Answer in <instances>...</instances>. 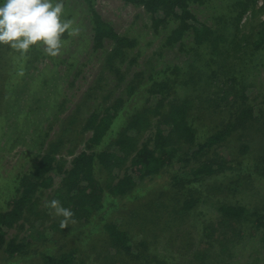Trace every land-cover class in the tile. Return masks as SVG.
<instances>
[{
    "label": "rangeland",
    "instance_id": "1",
    "mask_svg": "<svg viewBox=\"0 0 264 264\" xmlns=\"http://www.w3.org/2000/svg\"><path fill=\"white\" fill-rule=\"evenodd\" d=\"M213 2L214 0L191 2L192 12L200 22L208 25L216 22ZM63 3L66 18L73 21V28L78 30L77 34L72 36L65 34L63 39L66 43L58 57H50L43 48L34 47L36 53L33 54V66L20 76L29 83L31 93H35L38 87L36 90L38 94H31L33 100L26 94L11 114V108L8 113L0 107V192L6 191L11 180L14 181L13 179L29 171L32 158L43 153L47 145L61 141L60 152L57 155L60 167L50 173L52 181L48 186L39 184L34 195L35 206L43 210L39 216L32 217L30 223L19 222L7 236L18 241L23 240L25 243L30 241V250L37 257L32 258L27 264H44L43 257L63 253L72 256L69 257L72 261L70 264H102L103 257L108 253L105 252L101 242L103 234L89 233L81 243V233L88 232L79 227L82 223L79 225L71 223L62 228L63 218L56 216L49 206L50 198L64 177V171L70 168L74 158L86 149L85 144L92 136L91 132L83 131L86 119L94 112L102 115L106 107L118 100L123 105L121 113L117 115L119 119L113 124L106 140L98 144L99 147L96 146L95 149L100 150L99 152L110 150L113 137L117 135L113 132L125 126L133 112L144 109L145 106V109L151 108L157 99L177 100L190 93L188 88L182 86L177 93L160 92L156 96L147 91L145 86H138L137 81L144 79L145 83H153L160 79L172 80L177 83L176 85L181 86L183 81H188L192 66L196 65L199 68L204 60L203 56L197 58L191 51V34L185 36L182 45L163 46L162 43L171 29L178 26L174 18L169 20L167 27L161 26L159 32H155L151 24V15L142 7L125 0H63ZM263 5L264 1L259 0L256 10ZM93 11L119 35L129 37L136 42V45L126 49L122 56L114 57L112 63H107V53L112 48L111 41L106 40L100 50L93 47L94 32L90 20ZM256 12V16L249 12L242 17L243 34L252 35L259 30L257 27L264 21V11ZM199 48L198 52L202 53V47ZM13 57L23 58V55L14 54ZM178 65L183 67L182 71L177 70ZM256 66L257 71L253 73V77L247 79L246 86L252 103L263 104L264 57H257ZM193 72L197 76L201 75L199 71ZM132 80L136 89L130 94L128 85H132ZM197 94L198 91L191 93L193 98ZM230 96L232 97V94ZM36 100L39 102H35ZM194 114L199 117L197 128L200 137L207 132L210 135L221 128L216 125L222 123L223 118L219 115L204 114L198 104ZM156 117L158 115L154 116ZM159 119L160 116L153 120L156 123ZM151 131H155V128H150L143 136L138 135L136 139L138 148L149 140L153 134ZM251 134H254L257 143L252 141L253 146L247 153L243 154L239 151L243 141L248 138L245 135L236 134L217 147H220L219 151H222L225 163H231L235 169L220 174L216 182L209 181L211 179L199 180L191 187L187 184L185 188L181 186L174 188L173 177L182 175L197 165V161L182 149L176 161L161 171L159 178L151 181L152 183H146L153 188V192L148 193V198L136 195L133 189L126 196L112 198L102 213H98L96 217L98 225L102 227L108 222L122 224L121 221L125 220V228L132 236L134 235V239L138 241L146 239L151 244V248L157 250L160 260L166 259L172 262L178 258L183 253L182 244L185 242L199 246L200 253L207 251L209 255L211 251L210 255L213 258L216 254L215 249L220 247V242L229 248L231 255L223 254L224 263L264 264V228L259 226L264 223V180L256 178L242 187L239 186L237 179V175H241L245 166L250 167L252 162H255L254 158H264V131L257 130L256 133L251 132ZM93 149L87 152H92ZM126 168L127 164L121 168L117 167L116 172L112 174L116 173L115 175L121 178ZM103 174L105 173H100L102 176ZM118 178L114 180L115 183ZM229 186L232 188L229 189ZM143 192L145 190L140 189V193ZM11 193L14 195L13 190ZM191 198L198 199L199 204L188 217L180 221L181 216L177 214L178 211L175 212L176 214L171 212V216L178 221H175L172 230L168 228L166 233H161L162 225L153 227L148 221L155 210L149 206L150 204L161 202L164 203L162 205H170L169 207L173 208L172 203H183L186 200L190 201ZM224 204L243 206L254 216L245 222L235 221L232 223L233 227L227 225L223 229L219 226L221 215L218 208ZM54 224H56L55 228ZM208 229L217 230L213 239L207 237ZM161 235L163 237L160 238ZM220 261L218 259V262L213 263H221ZM2 262L3 259L0 260V264Z\"/></svg>",
    "mask_w": 264,
    "mask_h": 264
},
{
    "label": "trees",
    "instance_id": "2",
    "mask_svg": "<svg viewBox=\"0 0 264 264\" xmlns=\"http://www.w3.org/2000/svg\"><path fill=\"white\" fill-rule=\"evenodd\" d=\"M125 1L142 7L151 15V24L155 32H159L161 26L167 27L169 20L174 18L178 26L171 29L162 43L163 46L182 45L185 36L191 34L190 49L195 57L203 56L204 67L199 69L202 66L197 68L193 65L188 81H183L181 86L172 80L160 79L153 83H145L144 79L137 81L138 86H145L147 91L156 96L160 92L177 93L182 86L188 88L190 93L177 100L157 99L151 108L145 109V106L144 109L133 112L126 125L113 132L117 135L113 137L110 150L99 152L100 150L95 149L106 140L113 124L119 119L117 115L121 113L123 105L118 100L106 107L102 115L92 113L86 119L83 129L92 133L90 140L85 144L86 149L76 156L72 166L64 171V177L50 199L59 200L63 207L70 209L74 213L71 223L77 225L82 223L79 227L88 231L81 233V243L89 233L103 234L101 242L108 253L103 257L102 264H214L213 262H218V259L221 263L217 264H225L227 262H223V254L231 255L229 248L223 243L219 242L220 247L214 243L219 248L215 249L216 254L211 258V251L209 255L207 251L200 253L199 246L185 242L182 244L183 253L169 262L166 259L160 260L157 250L152 249L146 239L135 240L134 235L132 236L125 228V220L121 221L122 224L108 222L101 227L96 217L99 212L102 213L112 198L126 196L132 189L136 195L146 198L148 193L153 192L152 186L146 183H152L151 181L159 178L161 171L176 161L182 149L197 161V165L182 175H175L172 179L174 188L180 186L185 188L187 184L191 187L199 180L211 179L209 181L216 182L228 170L233 171L235 168L231 163H225L222 151L217 147L236 134L248 137L239 148L243 154L252 148L253 142L257 143L251 132L264 131V101L263 104L252 103L246 84L247 79L253 77V73L257 71L255 68L257 57H264V21L257 27L258 31L255 33L251 31L252 35H246L242 32L241 20L249 12L253 16H256V11L262 13L264 5L256 10L259 0H214L216 22L208 25L200 22L192 12L191 2L197 0ZM90 20L94 32L93 47L100 50L106 40L112 42V48L107 53V63H112L114 57L122 56L126 49L136 45L135 40L119 35L95 11L91 14ZM200 46L202 53L198 52ZM34 49L31 48L23 58H18L13 55L20 52L8 46H0V107L4 108L5 112L9 113L11 108L10 114L13 113L14 108L19 106L26 94L30 98L33 94H38L36 92L38 87L35 93H31L29 83L21 78L24 72L33 66V54L36 53ZM177 70L182 71L183 67L178 65ZM193 71H199L201 75L197 76ZM133 81L132 85H128L130 94L136 89ZM197 91L199 94L193 98L191 93ZM196 104L204 114L222 117L223 122L216 125L221 128L210 135L207 132L200 137L197 128L199 117L194 114ZM157 115L156 118L160 116V119L155 123L153 119H156L154 116ZM152 127L155 131H151L153 134L149 140L138 148L136 140L138 135L143 136ZM60 144L61 141L47 145L43 153L32 158L29 171L13 179L15 182L11 180L6 191L0 192V260L3 259L1 264H27L32 258L37 257L30 250L29 240L25 243L16 238L10 239L7 235L19 222L30 223L32 217L39 216L43 210L35 206L34 195L39 184L48 186L52 181L50 173L59 169L57 155L60 152ZM91 149L92 152H87ZM254 159L255 162H252L250 167L245 166L241 175H237L239 186L243 187L245 183L256 178L264 180V158ZM116 162L119 164H114ZM125 164L127 168L123 177L118 178L116 173L112 174L116 172L117 167L121 168ZM100 173L105 174L102 176ZM116 178L118 181L115 183ZM139 184L141 185L138 186ZM228 188L231 189L232 186ZM140 189H144L145 192L140 193ZM12 190L14 195L11 193ZM162 204L164 203L158 202L149 205L155 210L148 221L153 227L162 225L161 233H166L168 228L172 230L175 227L177 221L171 216L172 211L173 213L178 211L177 214L179 213L182 221L194 212L199 203L198 199L191 198L190 201L186 200L183 203H172L173 208ZM218 210L221 215L219 226L223 229L227 225L233 227L232 223L235 221L245 222L254 216L243 206L224 204ZM259 226L264 228V223ZM53 227L55 228L56 224ZM215 231L217 230L208 229L207 237L213 239ZM222 233L224 235L225 231ZM69 257L72 256L63 253L48 255L43 259L44 264H70L72 261Z\"/></svg>",
    "mask_w": 264,
    "mask_h": 264
},
{
    "label": "clouds",
    "instance_id": "3",
    "mask_svg": "<svg viewBox=\"0 0 264 264\" xmlns=\"http://www.w3.org/2000/svg\"><path fill=\"white\" fill-rule=\"evenodd\" d=\"M73 21L66 18L63 0H0V46L26 54L31 48H43L50 57H58L67 33L76 35ZM50 208L62 217L61 227L72 222L74 213L52 200Z\"/></svg>",
    "mask_w": 264,
    "mask_h": 264
}]
</instances>
